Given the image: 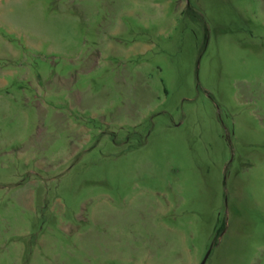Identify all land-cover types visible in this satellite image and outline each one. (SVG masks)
<instances>
[{"label": "rangeland", "instance_id": "374dc122", "mask_svg": "<svg viewBox=\"0 0 264 264\" xmlns=\"http://www.w3.org/2000/svg\"><path fill=\"white\" fill-rule=\"evenodd\" d=\"M0 264H264V0H0Z\"/></svg>", "mask_w": 264, "mask_h": 264}]
</instances>
